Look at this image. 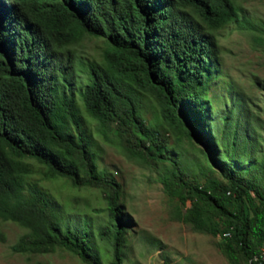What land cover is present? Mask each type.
Here are the masks:
<instances>
[{
    "label": "trees",
    "instance_id": "1",
    "mask_svg": "<svg viewBox=\"0 0 264 264\" xmlns=\"http://www.w3.org/2000/svg\"><path fill=\"white\" fill-rule=\"evenodd\" d=\"M245 10L240 0H0V221L26 229L13 252L125 264L132 220L121 181L100 165L105 142L162 166L166 191L191 200L182 219L250 261L264 242L260 118L219 39L239 24L264 48V21ZM87 35L105 42L99 55L75 50ZM249 81L264 90L259 75ZM86 189L106 204L92 208L106 212L97 223L75 204Z\"/></svg>",
    "mask_w": 264,
    "mask_h": 264
},
{
    "label": "rangeland",
    "instance_id": "2",
    "mask_svg": "<svg viewBox=\"0 0 264 264\" xmlns=\"http://www.w3.org/2000/svg\"><path fill=\"white\" fill-rule=\"evenodd\" d=\"M240 1L256 24L263 23L264 0ZM219 39L225 49L227 71L246 89L250 99L249 108L260 118L258 142L260 149H264V90L249 81L252 74L264 80V48L254 46L251 41L255 39L253 32L239 24L220 30ZM104 43L102 39L87 35L75 45V50L85 56L99 55ZM148 113L151 116V108ZM166 134L168 141L175 143L173 133ZM101 152L100 165L112 171L121 181L125 215L132 220L128 226L125 264H250L239 252L234 251V256L230 258L219 246L216 236L196 231L182 219L191 206V200L184 204L179 196L166 191L161 181L164 173L162 166L131 158L113 143L102 142ZM183 152L189 157L196 156L194 152H197L203 161L200 151L187 138L183 140ZM194 169L202 175L195 165ZM253 171L259 173L257 169ZM83 193L75 201L80 211L106 208L97 190L86 189ZM95 212L91 213L94 223L106 217V212ZM25 231L15 222L0 221V264H86L79 256L65 249L46 255L13 252L11 246Z\"/></svg>",
    "mask_w": 264,
    "mask_h": 264
},
{
    "label": "built area",
    "instance_id": "3",
    "mask_svg": "<svg viewBox=\"0 0 264 264\" xmlns=\"http://www.w3.org/2000/svg\"><path fill=\"white\" fill-rule=\"evenodd\" d=\"M254 264H264V242L261 244L259 250L254 255Z\"/></svg>",
    "mask_w": 264,
    "mask_h": 264
},
{
    "label": "bare ground",
    "instance_id": "4",
    "mask_svg": "<svg viewBox=\"0 0 264 264\" xmlns=\"http://www.w3.org/2000/svg\"><path fill=\"white\" fill-rule=\"evenodd\" d=\"M250 264H254V256L250 258Z\"/></svg>",
    "mask_w": 264,
    "mask_h": 264
},
{
    "label": "clouds",
    "instance_id": "5",
    "mask_svg": "<svg viewBox=\"0 0 264 264\" xmlns=\"http://www.w3.org/2000/svg\"><path fill=\"white\" fill-rule=\"evenodd\" d=\"M91 36H92V35H91ZM93 37H94V36H93ZM85 38H86V37H85ZM85 38H84V39H85ZM99 39H100V38H99ZM76 45H77V44H76Z\"/></svg>",
    "mask_w": 264,
    "mask_h": 264
}]
</instances>
